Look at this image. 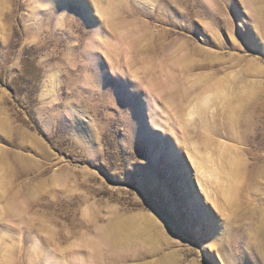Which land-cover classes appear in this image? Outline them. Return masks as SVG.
<instances>
[{
  "label": "rangeland",
  "instance_id": "1",
  "mask_svg": "<svg viewBox=\"0 0 264 264\" xmlns=\"http://www.w3.org/2000/svg\"><path fill=\"white\" fill-rule=\"evenodd\" d=\"M166 3L90 0L103 30L69 20V41L48 4L0 0V264H256L239 245L264 244V0ZM94 56L139 93L109 92ZM73 105L83 138L61 127Z\"/></svg>",
  "mask_w": 264,
  "mask_h": 264
},
{
  "label": "snow or ice",
  "instance_id": "2",
  "mask_svg": "<svg viewBox=\"0 0 264 264\" xmlns=\"http://www.w3.org/2000/svg\"><path fill=\"white\" fill-rule=\"evenodd\" d=\"M37 5H44L48 4L49 7L46 11H37L36 16L39 18L42 25H45L48 30H50L53 35L56 37L62 39V40H69L71 41L74 38L75 30L71 27L69 24V20L78 27H82L85 29L91 30L92 28H99L101 31L103 30L102 27L96 23H90L89 17L92 15V7L90 5V0H35ZM131 4H134L137 8H142L145 5V0H129ZM223 4L226 8L229 9V6L232 2V0H222ZM161 3L171 11V7L166 3V0H161ZM63 5V6H62ZM197 6L199 4L197 3ZM148 19H153L154 16H148L146 17ZM158 22H165L167 26H169V23L165 21H159ZM176 23H180L179 20L176 21ZM217 26L221 24V21L216 18ZM170 27V26H169ZM235 26L233 25V28ZM179 31H185L178 29ZM187 32V31H185ZM237 43L244 45V41L241 38V36L236 35ZM255 39L260 42L264 43V37L262 36H256ZM5 45L2 39H0V62L3 61V53H4ZM29 52L33 54L34 56L41 55L43 53V49L40 46H29ZM94 66L92 68V71L95 73L97 78L102 82V86L105 87L109 92H111L114 96L118 95L121 92L127 93L129 96H135L139 93V89L137 86L133 83H131L127 76H120L111 74L107 68V66L104 64V61L99 56H94ZM25 71H31L35 72L36 76L34 79L29 80L25 79L19 72L17 73L18 82L21 84H24L27 88L31 89V94L35 95L39 92V72L38 69H35L32 66H29V69H26ZM14 83H16L14 81ZM11 91V88H9ZM57 98L59 102L64 101L67 99L63 96L62 90L61 92L57 93ZM69 113L72 114L71 120L63 121L61 124V127L64 129V133L69 136H75L77 138H83L82 134L78 131L76 128V116H79L80 113L83 111L82 106H69L66 109ZM83 123L87 124L86 119H82ZM100 147H104L105 142L103 137H101L99 141ZM93 149L96 148V145H92ZM121 162H123V157H121ZM217 223H220L221 227H223V222L219 221V218H215ZM209 243L212 241H208ZM40 247H43V243L40 242ZM248 248V250L251 252L252 256L256 260V264H261L260 262V255L264 254V244H261L259 246V253L249 247L247 245L246 240L243 237V234H241V241L239 245V249ZM65 261L67 264H73L72 260L69 257H65ZM65 261H61L60 264H65ZM219 264V262H217ZM235 264H239V262H235Z\"/></svg>",
  "mask_w": 264,
  "mask_h": 264
},
{
  "label": "bare ground",
  "instance_id": "3",
  "mask_svg": "<svg viewBox=\"0 0 264 264\" xmlns=\"http://www.w3.org/2000/svg\"><path fill=\"white\" fill-rule=\"evenodd\" d=\"M250 3V2H249ZM232 110V109H231ZM201 161V160H200ZM200 161H198V159H197V162H196V160L194 159V162H193V164L197 167V170L198 171H200V173L205 177L209 172H210V169H209V166H207V165H204L203 163H200ZM207 163V162H206ZM209 165H210V163H209ZM202 177V176H201ZM204 185L203 186H205V189H207V187H206V184L205 183H203ZM202 187V186H201ZM204 191V195H206L207 196V192H205V190H203ZM230 191V190H229ZM115 233V232H114ZM113 236V235H112ZM112 236H110V235H106V239L107 240H111V239H113L114 237H112ZM105 240V239H104ZM118 240V239H117Z\"/></svg>",
  "mask_w": 264,
  "mask_h": 264
}]
</instances>
